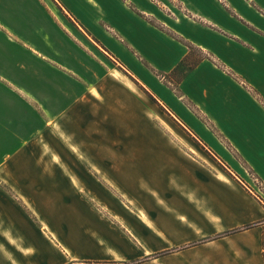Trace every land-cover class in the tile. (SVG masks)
Wrapping results in <instances>:
<instances>
[{
  "label": "crops",
  "instance_id": "0c3cea01",
  "mask_svg": "<svg viewBox=\"0 0 264 264\" xmlns=\"http://www.w3.org/2000/svg\"><path fill=\"white\" fill-rule=\"evenodd\" d=\"M55 1L83 43L127 71L227 170L209 174L175 144L151 141L148 108L127 75L75 79L70 71L85 72L84 62L77 56L78 68L61 71L51 62L64 64L65 53L52 46L32 66L41 78L0 81V264H264V205L248 186L249 172L264 186L263 103L203 59L185 69L180 95L159 80L189 62L186 41L202 55L240 57L264 100V0H181L185 14L169 24L146 0Z\"/></svg>",
  "mask_w": 264,
  "mask_h": 264
},
{
  "label": "rangeland",
  "instance_id": "374dc122",
  "mask_svg": "<svg viewBox=\"0 0 264 264\" xmlns=\"http://www.w3.org/2000/svg\"><path fill=\"white\" fill-rule=\"evenodd\" d=\"M54 1L4 0V4H0V81L4 82L5 80L3 77H6L18 84L23 83L29 86V83L36 75L33 71L35 68L32 66L44 65L41 60L43 59L42 56L51 57L52 46L62 54L65 53V55H57L58 60L60 62L63 60L64 64L59 65L55 60L51 62L59 69H65L61 71L69 73L70 70L65 67L66 65L71 67L76 66V68H78L80 64L77 62V56L79 57V62H84L86 65L85 72L84 70H80V72L76 73L70 71L73 77H76L75 79H96L104 76L116 78L119 77L117 73L122 72L134 83L138 98L144 103L145 108H148V129L151 133L153 132L150 136L151 141H157V138L160 137V140H158L160 142L175 144L181 149V153L185 157L197 161L199 170L206 171L209 174H215L218 171L225 172L227 170V167L225 168L226 165L224 166L223 163L217 161L210 153L211 151L207 148L208 146L200 136L181 124L175 118L172 111L161 106L158 99L150 92L145 91L127 71L115 61H112L109 56L94 49L88 41L83 43L82 38L73 31L65 20L66 17L56 10L54 5L56 1ZM121 1L125 2L128 0ZM146 1L154 7L156 14L168 24L172 19H176L175 14L179 15V12L186 9L185 4L181 0ZM182 13L185 14L183 11ZM150 17L153 19L149 21L158 29L181 42L183 41L168 25L165 27L163 26L165 24L162 25L157 23L158 19L156 15H150ZM52 18L55 22H53ZM69 21L72 22L70 19ZM183 43L189 49V52L191 51L190 60L192 61L190 62L189 60L188 63H185L182 70L173 71L169 75L159 77V80L165 84L171 92H178V95H180L179 90H177V85L186 74L187 71H185V69L189 68L192 63L193 66L194 64L198 65L203 59L207 60L213 68L215 67L214 69L216 71H214V75L216 77H220L223 73L226 74V76L244 86L245 89L256 98V101L261 100V103L264 105L263 98L258 96L255 88L250 85L243 69L236 66L235 61H237L240 66H243L240 57L229 55L230 53L226 55H222L221 53L202 55L197 49H191L188 42L184 41ZM64 44L70 48L72 54L66 55V51L63 50V47H65ZM250 50L251 49H248L246 51L252 52ZM35 51L40 53V56H38L39 54H36ZM168 55L171 56L170 54ZM140 58L141 56H137V59ZM144 59L147 61L149 60L147 56L141 58V60ZM204 67L207 73L208 66ZM35 77L41 78L42 74L36 75ZM5 82L9 84L7 81ZM192 109L196 111L197 108L195 109L192 106ZM197 111L199 112V110ZM195 115L198 116L202 122H205L207 129L214 135L213 137L216 142L226 143L219 130L209 124L208 120L202 114ZM2 129L3 127L0 128V133H2ZM6 129L8 130L9 127L7 126ZM212 153L215 154V152ZM6 169L0 167V174L6 173ZM249 174L253 187L244 182V179L242 180L264 205V186L261 180L252 175L251 172H249Z\"/></svg>",
  "mask_w": 264,
  "mask_h": 264
},
{
  "label": "trees",
  "instance_id": "16d2710c",
  "mask_svg": "<svg viewBox=\"0 0 264 264\" xmlns=\"http://www.w3.org/2000/svg\"><path fill=\"white\" fill-rule=\"evenodd\" d=\"M185 63L186 61H184L175 71L182 69ZM189 68H192V66H190Z\"/></svg>",
  "mask_w": 264,
  "mask_h": 264
}]
</instances>
